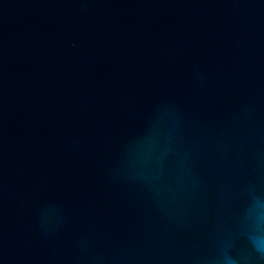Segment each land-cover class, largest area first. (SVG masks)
<instances>
[{
  "label": "water",
  "instance_id": "water-1",
  "mask_svg": "<svg viewBox=\"0 0 264 264\" xmlns=\"http://www.w3.org/2000/svg\"><path fill=\"white\" fill-rule=\"evenodd\" d=\"M0 264H264V0H0Z\"/></svg>",
  "mask_w": 264,
  "mask_h": 264
}]
</instances>
